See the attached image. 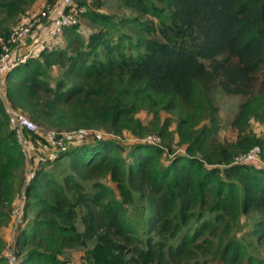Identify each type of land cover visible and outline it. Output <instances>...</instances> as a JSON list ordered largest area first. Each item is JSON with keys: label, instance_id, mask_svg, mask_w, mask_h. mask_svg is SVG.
<instances>
[{"label": "trees", "instance_id": "1", "mask_svg": "<svg viewBox=\"0 0 264 264\" xmlns=\"http://www.w3.org/2000/svg\"><path fill=\"white\" fill-rule=\"evenodd\" d=\"M109 1L138 15L114 21L101 10ZM35 2L0 0V37ZM67 9L93 29L67 26L4 73L6 102L43 130L91 132L39 159L25 189L31 218L16 233L20 264H72L64 253L79 249L78 264H189L213 250L217 264H264L227 225L255 212L251 242L264 251V129H248L261 116L253 94L264 96V0H72ZM217 92L251 100L231 140L217 136ZM155 132L162 146L143 141ZM126 133L124 146L116 138ZM253 147L262 165L235 160ZM25 162L0 97V226ZM139 202L132 221L125 205Z\"/></svg>", "mask_w": 264, "mask_h": 264}, {"label": "built area", "instance_id": "2", "mask_svg": "<svg viewBox=\"0 0 264 264\" xmlns=\"http://www.w3.org/2000/svg\"><path fill=\"white\" fill-rule=\"evenodd\" d=\"M71 3L72 0H56L53 4L46 3L29 21H23L12 29L7 38L0 37V97L4 104L10 129L16 136L26 162L31 161V167L26 174V184L34 176L36 168L39 167V159L48 155L51 150L64 151L69 142L82 139L91 133L90 130L84 128L71 131L43 130L24 113L12 108L6 102L2 91L5 71L29 58L37 50L44 49L47 42L56 37L65 27L79 23L76 13L67 9ZM45 25H49L48 28ZM26 132H28L27 135ZM92 132L97 137L102 136L98 131ZM39 133L43 134L44 139L34 145L31 140L32 135ZM143 141L156 145L157 139L149 136L147 139L145 137ZM34 150H36V153L33 152ZM258 153V147H253L246 158L255 159ZM242 159L240 158V160ZM23 215L24 207L18 206L12 209V219L16 223L22 221ZM14 248L10 246L5 250L8 264H20V259Z\"/></svg>", "mask_w": 264, "mask_h": 264}, {"label": "rangeland", "instance_id": "3", "mask_svg": "<svg viewBox=\"0 0 264 264\" xmlns=\"http://www.w3.org/2000/svg\"><path fill=\"white\" fill-rule=\"evenodd\" d=\"M38 0H36L37 2ZM43 8V5H42ZM82 9L84 8L83 6L81 7ZM38 8H33V6L27 11V13L23 16L20 17V19L11 27L10 32L12 29H14L20 22L26 20L28 17H30L31 14H33ZM80 9V8H77ZM70 10V9H69ZM103 12L109 14L112 16V19L114 21H121L123 18L130 17V16H135L138 15L128 9L123 8L121 5L114 1H109L108 4L101 9ZM72 12L76 13V16L78 17L79 20V25H80V30L81 33L85 35V32L92 30V25L84 19L79 12H75L72 10ZM141 16V15H139ZM26 18V19H25ZM149 16H142L141 19L145 20L148 19ZM24 19V20H23ZM49 25H45L46 28H48ZM121 27L125 28V33L129 34L131 33V36H135V33L133 30L129 31L126 29H131L133 28V25L128 24L126 22H123L121 24ZM124 31V30H123ZM255 96L254 98V107L255 108V103L257 100H260V117L257 118L253 116L250 121H249V131L252 134H255L256 136H260L261 133L263 132V124H264V96L259 97L258 93L253 94ZM250 97H240V96H231V95H225L222 92H217L213 95V105L217 107V136H219L222 139L225 140H231L236 136V131L232 128V122L234 120L235 115L239 111V107L242 103L244 102H249L251 101L249 99ZM263 98V99H262ZM213 108L210 110L212 113ZM168 115L163 114L161 116V120L164 121V119ZM151 116H149L146 112H142L141 114L138 115V118L147 122ZM152 129L154 128L153 126H150ZM171 130L174 129L175 125L172 124ZM148 137H156V145L157 146H162V137L158 135L156 132L151 133L150 135H147ZM147 136H144L142 139ZM133 137L126 133L122 137L116 138V140L121 143L124 146H127L129 142H131ZM174 151L179 152L181 154L185 153L184 146L183 144L178 143V136L175 135L174 138ZM253 149V148H252ZM250 149L248 152L245 154H240L235 156V160L239 162H252L257 165H262V162L259 158V155H256L255 159H247L246 157L252 150ZM259 154V153H258ZM240 158H243L240 160ZM31 167V161L29 163L25 162V166L23 167V172L18 173L15 176L16 182L19 184V189H17V193L10 204V206L6 209L7 214H8V221L0 226V238L4 241V255H5V250L8 249L10 246L14 248L15 245V239H16V233L18 230L25 225H27V221L31 218V212H27V218H25L26 211H25V206H26V198H25V189H26V174L28 169ZM18 180H21L20 183ZM104 182L108 184L110 187H112L115 191L116 197L119 198L118 191L116 189V185L112 183L109 179H105ZM144 204L142 202L132 204V205H125V212L127 213V216L130 217V220L134 221L137 218V213L139 211V208L141 205ZM24 207V215L23 219L20 223H16L12 219V209L15 207ZM256 213L255 212H249L246 214H242L240 216L239 220H234L231 221L229 220L227 225L229 227V232L230 235L234 232L236 234V238L238 240H242L243 243L249 248L247 250H251L257 253L258 256H261L264 258V251L259 248L258 246L254 245L253 242H251L252 239V225L253 222L256 218ZM251 243V244H250ZM15 249V248H14ZM64 256L71 261L72 264H78L81 263L82 261V256H83V251L79 250H70L66 251L64 253ZM63 256V257H64ZM218 263V257L217 253L215 250H213L210 254L207 256H199L197 259L191 261L189 264H217ZM8 264V263H7Z\"/></svg>", "mask_w": 264, "mask_h": 264}, {"label": "crops", "instance_id": "4", "mask_svg": "<svg viewBox=\"0 0 264 264\" xmlns=\"http://www.w3.org/2000/svg\"><path fill=\"white\" fill-rule=\"evenodd\" d=\"M45 2H46V0H38L37 2L34 3L33 8H38V9H39L40 7H42V5H43ZM38 9H37V10H38ZM53 71H54V72H53V75H54L55 73L58 74V71H59V70H58L56 67H54V68H53Z\"/></svg>", "mask_w": 264, "mask_h": 264}]
</instances>
